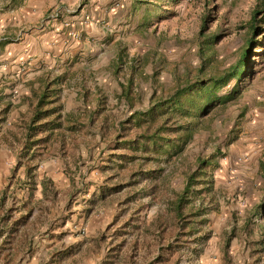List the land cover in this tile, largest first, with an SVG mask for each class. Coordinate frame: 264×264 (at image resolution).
<instances>
[{
  "label": "rangeland",
  "instance_id": "obj_1",
  "mask_svg": "<svg viewBox=\"0 0 264 264\" xmlns=\"http://www.w3.org/2000/svg\"><path fill=\"white\" fill-rule=\"evenodd\" d=\"M1 1L0 8H4L6 3ZM255 1L182 0L174 7L168 5L169 10L154 7L150 13L149 5L140 4L127 13L124 30L116 33L115 40L107 41V59L100 63L91 58L87 61L93 63H60L50 74L63 77L59 88L64 113L80 115L87 126L64 132L66 152L57 146L43 150L34 201L42 197L40 180L44 176L53 180L59 197L54 204L44 202L49 208L46 212H40L35 202L30 216L35 228L30 233L35 251L23 255L21 264H53L49 263L50 251L65 247L73 248L71 255L56 264H105L112 236L122 242L119 251L123 259L133 254L136 264H141L153 258L157 247L152 236L144 234V227L157 214L165 215V202L160 196L145 197L141 206L128 202L134 189L130 186L100 197L102 190L107 192L118 183L126 185L129 179L125 171L115 175L103 166L102 159L109 154L108 135L132 111L171 96L175 72L182 73L185 68L204 63L198 57L195 36L202 14L208 11L207 2L210 15L216 17L209 23L208 31L221 22L224 29L223 36L213 44L211 63L223 69L236 59L235 51L242 42L240 25L249 19ZM170 9L175 14H170ZM211 53L212 50L205 55ZM255 59L254 67L260 66L259 71L253 73L252 82L238 101L218 108L210 127L196 131L181 156L172 157L165 164L168 183L180 190L185 173L195 167L198 155L217 146L225 152L213 172L215 208L208 213L205 225L211 236L198 255L190 261L183 256L180 264H221L223 238L232 230L235 235L227 247L232 264H261L264 258V218H253L244 227L249 209L264 201V181L257 172V160L264 146V60ZM36 72L46 73L39 68ZM99 90L105 95L101 109L95 102ZM243 106L248 109L243 117H238ZM29 107L30 104L15 122L29 117ZM89 115L92 120L87 123ZM237 118L241 127L239 137L227 145L228 132ZM15 122L11 121L10 129L0 127V216L6 209L17 207L13 210L17 217L22 198L28 196L24 160L20 157L21 140L11 133L20 137ZM89 206L91 210L87 211ZM60 231L64 234L57 237ZM104 233L106 238L101 237ZM135 240L138 245L134 250ZM257 248L262 250L258 252Z\"/></svg>",
  "mask_w": 264,
  "mask_h": 264
},
{
  "label": "trees",
  "instance_id": "obj_2",
  "mask_svg": "<svg viewBox=\"0 0 264 264\" xmlns=\"http://www.w3.org/2000/svg\"><path fill=\"white\" fill-rule=\"evenodd\" d=\"M181 1L132 0L131 6L137 9L140 4H147L151 6L147 8V13H150L154 7L169 10L168 5L174 7ZM207 5L208 11L202 14L195 36L197 54L204 63L198 67L185 68L182 73L175 72L171 96L132 111L110 130L109 135L102 133L103 136L108 135L110 144L106 147L109 150L108 156L102 159L104 168L112 170L115 175L125 171L129 179L126 185L118 183L109 187L107 192L102 190L100 197L130 186L134 189L128 202L139 206L144 204L145 197L152 199L154 196H160L165 202V215L157 214L144 227V234L152 236L151 240L157 248L153 258L141 264H180L183 256L190 261L193 255L200 253L211 236L205 225L208 213L215 208L213 172L219 167L218 158L223 157L225 152L217 146L205 155H198L195 167L185 173L180 190L171 188L168 183L165 164H169L172 157L181 156L196 131L210 127L218 108L238 101L252 82L253 73L259 71L260 66L254 67V63H257L255 57L259 58L258 61L264 60V0L255 1L249 19L240 25L242 42L235 51L236 59L223 69L211 62H214L213 44H217L223 36L224 29L221 22L213 31H208L209 23L216 20V17L210 15L211 7L208 8V2ZM169 12L175 14L173 9ZM211 50L213 55L211 53L206 56L205 52ZM62 79L60 75L38 77L37 87L31 88L29 117L15 122L20 137L10 131L21 140L20 157L24 160V183L28 196L22 198L17 217L13 213L17 207L6 209L0 216V264H21L23 255L35 251L30 234L35 229L30 220L35 202H38L40 212H46L49 208L44 202L54 204L58 200L59 191L54 187L53 180L44 176L40 180L42 197L34 201L38 161L43 150L48 146H57L58 150L66 152L64 132L72 133L87 126L80 115L64 113L59 88ZM232 81L234 83L230 86ZM95 102L98 109L104 108L105 95L102 91L96 94ZM247 109V106H243L238 117H243ZM91 120L89 115L87 123ZM240 128L237 118L228 132L227 145L239 137ZM257 172L264 181V146L257 160ZM42 202L44 205H41ZM88 210H91L90 206ZM253 218H264V201L255 203L249 209L244 227L247 228ZM62 234L64 231H60L57 237ZM234 235V230L224 235L221 264H232L227 247ZM106 236L105 233L101 234L102 238ZM121 244L117 237H111L105 264H136L133 254L123 259L119 251ZM137 245V240L133 241L132 249L135 250ZM256 250L259 252L262 249ZM71 251L73 248L70 247L52 249L49 263H60L71 255ZM261 264H264V258Z\"/></svg>",
  "mask_w": 264,
  "mask_h": 264
},
{
  "label": "crops",
  "instance_id": "obj_3",
  "mask_svg": "<svg viewBox=\"0 0 264 264\" xmlns=\"http://www.w3.org/2000/svg\"><path fill=\"white\" fill-rule=\"evenodd\" d=\"M1 3H6L0 8V127L3 130L10 129L11 121L15 122L28 109L31 88L37 87L38 77L50 78L60 63H93L92 60L100 63L107 59L106 43L124 30L127 13L132 9V0L80 3L79 0H2ZM57 8H61L60 16L44 21ZM72 31L79 38L70 35ZM114 47L116 44L113 53ZM89 58L91 62L87 61ZM37 68L46 73L36 75Z\"/></svg>",
  "mask_w": 264,
  "mask_h": 264
},
{
  "label": "built area",
  "instance_id": "obj_4",
  "mask_svg": "<svg viewBox=\"0 0 264 264\" xmlns=\"http://www.w3.org/2000/svg\"><path fill=\"white\" fill-rule=\"evenodd\" d=\"M82 0H79V3L81 2ZM80 5V4H79ZM78 5V6H79ZM116 5H119V2L118 3H116ZM60 13H61V8H57L54 12H52L48 17H46L45 19H44V21L46 20V19H48V18H57V17H59L60 16ZM70 35H72L73 37H75V38H79V35L76 33V32H74V31H72V32H70Z\"/></svg>",
  "mask_w": 264,
  "mask_h": 264
}]
</instances>
